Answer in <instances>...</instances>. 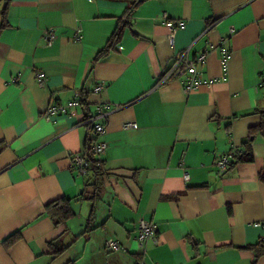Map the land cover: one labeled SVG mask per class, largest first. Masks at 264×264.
Segmentation results:
<instances>
[{
    "label": "crops",
    "instance_id": "crops-1",
    "mask_svg": "<svg viewBox=\"0 0 264 264\" xmlns=\"http://www.w3.org/2000/svg\"><path fill=\"white\" fill-rule=\"evenodd\" d=\"M133 1L0 0V264H252L264 238V128L256 129L264 111V0ZM128 7L120 41L97 58ZM165 12L186 23L173 46ZM209 25L191 55L234 28L226 78L213 50L199 67V88L185 93L177 80L153 88L171 56ZM48 27L52 46L41 39ZM76 95L81 106L41 116ZM99 102L119 106L101 120L102 176H79L71 155L93 137L84 120ZM246 147L252 159L239 161ZM231 149L235 158L218 176L214 160ZM61 197L73 214L56 225L45 205ZM140 219L158 228L159 243L147 241L144 252L135 239ZM56 238L59 253L48 245ZM107 238L123 250L105 248Z\"/></svg>",
    "mask_w": 264,
    "mask_h": 264
},
{
    "label": "built area",
    "instance_id": "built-area-1",
    "mask_svg": "<svg viewBox=\"0 0 264 264\" xmlns=\"http://www.w3.org/2000/svg\"><path fill=\"white\" fill-rule=\"evenodd\" d=\"M163 24L168 28V40L173 46L176 31L183 29L186 25L184 20L169 18L167 13H163ZM211 25L207 26L202 32L194 38V40L179 53H175L171 56L170 60L164 65L153 88L165 85L171 81L177 80L180 82L182 90L188 93L192 90L199 88V86L205 83L202 76V71L199 69L206 62L207 55L213 50H217L220 54V62L222 65L223 78H226L227 64L230 55V40L234 34V28L229 27L227 32L220 37L217 45L207 43V46L202 51L191 55L193 46L205 35ZM82 28L78 25L75 28V39L81 38ZM56 38L55 29L53 27L45 28L41 39L45 46H52ZM36 80L39 86L43 87L46 84V75L42 72H36ZM12 83H16V78L11 80ZM260 84L264 85V74L260 75ZM102 86H97L96 91L101 89ZM81 96L76 95L73 99L63 104H50L42 112L41 116L50 120L60 114L67 113L72 107L81 106ZM118 105L110 106L109 104L99 102L96 106V111L93 114H89L85 117L84 123L92 127L93 137L88 142L86 149L90 152L94 158L100 160L104 150L106 148V142L97 140V138L104 133V123L101 121L105 119L110 112L117 109ZM124 128H135V122H126L123 124ZM235 158V152L233 149L226 153L217 155L213 166L218 176H222L226 169L232 164ZM184 157L183 154L179 158V163L183 171V178L185 181L189 179V174L186 168L183 166ZM71 167L74 172L79 176H85L88 173L90 167V160L80 152H75L71 155ZM135 239L141 252H144L147 241H151L154 244L159 243L157 224L150 219H140L136 228ZM264 242V238L261 239ZM105 248L109 250H123V247L119 242L113 238H107L104 242ZM154 264H158L154 262Z\"/></svg>",
    "mask_w": 264,
    "mask_h": 264
},
{
    "label": "trees",
    "instance_id": "trees-1",
    "mask_svg": "<svg viewBox=\"0 0 264 264\" xmlns=\"http://www.w3.org/2000/svg\"><path fill=\"white\" fill-rule=\"evenodd\" d=\"M140 1H142V0H134L132 3V6L138 4ZM130 9H131V7H128V9L125 13L126 18L122 17L119 19L116 30L112 33V35H111L107 45L105 46V48L101 52H99V54L97 55V58L105 55L107 52L112 50L114 48V46L120 41L121 35H122L124 29L129 24L127 16H129ZM81 101H83V100L81 99ZM261 117H262V121L256 127V129L264 128V111H261ZM84 155L90 160V163H91L90 167L88 169V173L91 171L93 176H95L96 178L102 176L101 169H100V167H101L100 160L97 158H94L93 155L90 152H88L87 150L84 151ZM251 159H252V154H251L249 147H246V151L243 153V155L241 157L238 158L239 161H241V160L249 161ZM260 177L262 180H264V173H262L260 175ZM69 203L70 202L68 199L61 197V198H59L53 202H49L45 205L46 212L48 214H50L52 220L54 221V223L56 225L61 224L63 221H65L70 216H72L73 212L69 206ZM52 207H54V209ZM18 238H19V233L18 232L13 233L5 239V244L10 245L13 242H15ZM58 243H59L58 238L48 242V245H49L50 249L52 250V252L59 253L62 251L63 246L61 245V247H58L57 246V245H59ZM253 249L255 252V257H254L252 264H255V260L257 259V257L264 255V242H260L257 245L253 246Z\"/></svg>",
    "mask_w": 264,
    "mask_h": 264
}]
</instances>
